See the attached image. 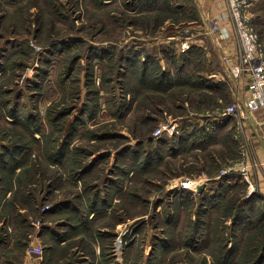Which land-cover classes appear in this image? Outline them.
I'll return each mask as SVG.
<instances>
[{
	"label": "rangeland",
	"instance_id": "1",
	"mask_svg": "<svg viewBox=\"0 0 264 264\" xmlns=\"http://www.w3.org/2000/svg\"><path fill=\"white\" fill-rule=\"evenodd\" d=\"M200 5L0 0V264H264V153L216 118Z\"/></svg>",
	"mask_w": 264,
	"mask_h": 264
},
{
	"label": "built area",
	"instance_id": "2",
	"mask_svg": "<svg viewBox=\"0 0 264 264\" xmlns=\"http://www.w3.org/2000/svg\"><path fill=\"white\" fill-rule=\"evenodd\" d=\"M225 1L237 50L236 57L221 54V64L231 79L232 102L217 115L237 118L238 127L246 128L251 134L256 129L264 141V45L258 32L247 22L246 11L252 0ZM176 125V122L164 125L153 135L158 136L162 130L172 135L176 132ZM239 171L247 178L243 168ZM249 191H253L252 185Z\"/></svg>",
	"mask_w": 264,
	"mask_h": 264
},
{
	"label": "crops",
	"instance_id": "3",
	"mask_svg": "<svg viewBox=\"0 0 264 264\" xmlns=\"http://www.w3.org/2000/svg\"><path fill=\"white\" fill-rule=\"evenodd\" d=\"M198 4L199 5L201 4L200 6L202 7V9H203L202 12L204 14L205 13L209 14V12H210L214 16V18H216V21L218 22V25L215 27V30H214V36H215L214 37L215 38L214 47L211 46V48H207L206 54L207 55L212 54V57H214L216 55L219 56L222 53H224V54L230 55L232 57H236L237 40L233 35L232 25H231V22H230L229 17H228L227 5H226L225 0H219V2L216 0H197V7L199 6ZM202 5L206 8H208L209 11L205 12V9L203 8ZM207 77L211 78L213 81H215L219 84H221V83L224 84L227 81L229 83L231 82V79H230L228 73L223 68L222 64L219 66L218 70L211 69L210 71H208ZM215 115L218 116L216 118L220 123L223 122L224 120L228 119L227 117H223V116H220L217 114H215ZM228 124H229L228 121H226L225 123L221 124L220 126L222 127V129H225L224 127H226ZM221 127H218V128H221ZM253 132L254 133L252 134V138H253L254 143L264 153V141L262 140L259 132L256 129H254ZM263 156H264V154H263ZM239 177L241 180H243L241 178V176H239ZM260 196H262V198H264V194H260ZM232 242L233 241H231V243ZM236 245H234V246H236ZM231 246L233 248V252H236L237 249H234L233 245H231Z\"/></svg>",
	"mask_w": 264,
	"mask_h": 264
},
{
	"label": "trees",
	"instance_id": "4",
	"mask_svg": "<svg viewBox=\"0 0 264 264\" xmlns=\"http://www.w3.org/2000/svg\"><path fill=\"white\" fill-rule=\"evenodd\" d=\"M199 59H198V61L197 62H188V63H193V69H197L198 68V66H199ZM142 64H143V66L146 64L145 62H143L142 61ZM186 64L187 63H185V65L183 66V65H181L180 66V72H184V70H185V66H186ZM197 67H196V66ZM145 71H146V69L145 68H143V70H142V73L143 74H145ZM161 73H162V76H160L159 77V83H160V85H162L165 89H167V87H169V86H171V81L174 79V78H171L172 77V71H164V70H161ZM160 73V74H161ZM199 78L198 79H201L202 77L201 76H198ZM203 79H204V81H208V78H204L203 77ZM210 83H212V82H210ZM218 85H220V84H215V83H213L212 84V87H214V89H216L217 90V88H218ZM211 87V88H212ZM209 89H210V87H209ZM212 90V89H211ZM262 250H264V247L262 248ZM233 253V249H231V248H227V250H226V255H227V258H228V256H230V253Z\"/></svg>",
	"mask_w": 264,
	"mask_h": 264
},
{
	"label": "water",
	"instance_id": "5",
	"mask_svg": "<svg viewBox=\"0 0 264 264\" xmlns=\"http://www.w3.org/2000/svg\"><path fill=\"white\" fill-rule=\"evenodd\" d=\"M202 188V186H200V188H197V189H201Z\"/></svg>",
	"mask_w": 264,
	"mask_h": 264
},
{
	"label": "bare ground",
	"instance_id": "6",
	"mask_svg": "<svg viewBox=\"0 0 264 264\" xmlns=\"http://www.w3.org/2000/svg\"><path fill=\"white\" fill-rule=\"evenodd\" d=\"M186 183H188V182H186Z\"/></svg>",
	"mask_w": 264,
	"mask_h": 264
}]
</instances>
